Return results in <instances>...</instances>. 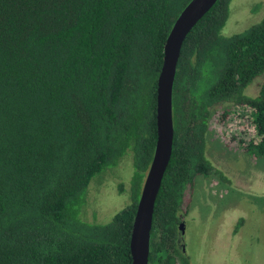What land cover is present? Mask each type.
Here are the masks:
<instances>
[{"label":"trees","instance_id":"16d2710c","mask_svg":"<svg viewBox=\"0 0 264 264\" xmlns=\"http://www.w3.org/2000/svg\"><path fill=\"white\" fill-rule=\"evenodd\" d=\"M190 1L0 0V264H132L164 45ZM231 1L217 0L181 47L148 264H191L185 192L197 177L225 180L205 156L214 106L242 111L254 130L242 150L264 159V81L245 93L264 74V18L224 37ZM125 157L130 203L108 223L84 220L91 180Z\"/></svg>","mask_w":264,"mask_h":264},{"label":"rangeland","instance_id":"374dc122","mask_svg":"<svg viewBox=\"0 0 264 264\" xmlns=\"http://www.w3.org/2000/svg\"><path fill=\"white\" fill-rule=\"evenodd\" d=\"M262 18L264 0H232L221 34L241 33ZM263 81L264 74L245 93L256 96ZM239 114L227 103L211 109L205 156L225 180L197 177L185 192L180 245L191 264H264V159L243 152L239 141L250 140L254 130ZM131 175L125 157L95 176L86 192L84 220L105 224L126 207Z\"/></svg>","mask_w":264,"mask_h":264},{"label":"water","instance_id":"95a60500","mask_svg":"<svg viewBox=\"0 0 264 264\" xmlns=\"http://www.w3.org/2000/svg\"><path fill=\"white\" fill-rule=\"evenodd\" d=\"M216 2L217 0H191L176 19L164 45L156 88V144L143 180L132 225L129 244L132 264H148L154 205L172 153V89L181 47L191 29ZM179 230L183 235L184 223L179 224Z\"/></svg>","mask_w":264,"mask_h":264},{"label":"flooded vegetation","instance_id":"af4514ba","mask_svg":"<svg viewBox=\"0 0 264 264\" xmlns=\"http://www.w3.org/2000/svg\"><path fill=\"white\" fill-rule=\"evenodd\" d=\"M181 223H183V222H182V219H181ZM182 246H183V245H182ZM183 248H184V246H183Z\"/></svg>","mask_w":264,"mask_h":264}]
</instances>
